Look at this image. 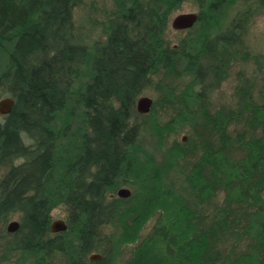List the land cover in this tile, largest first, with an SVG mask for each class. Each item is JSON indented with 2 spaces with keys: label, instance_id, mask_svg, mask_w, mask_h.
<instances>
[{
  "label": "trees",
  "instance_id": "obj_1",
  "mask_svg": "<svg viewBox=\"0 0 264 264\" xmlns=\"http://www.w3.org/2000/svg\"><path fill=\"white\" fill-rule=\"evenodd\" d=\"M83 1L0 0V97L15 100L0 114V224L14 212L20 222L2 256L84 264L99 250L87 264H113L118 246L132 243L124 264H264V89L256 97L238 87L235 107L212 110L209 101L230 59L246 58L251 12L214 34L233 0H197L198 19L171 44L169 15L185 0H111L101 35L87 40L73 17ZM151 85L158 95L138 112ZM241 118L257 133H232ZM184 125L189 139L162 149ZM121 184L130 195H114ZM59 204L67 227L52 232Z\"/></svg>",
  "mask_w": 264,
  "mask_h": 264
},
{
  "label": "rangeland",
  "instance_id": "obj_2",
  "mask_svg": "<svg viewBox=\"0 0 264 264\" xmlns=\"http://www.w3.org/2000/svg\"><path fill=\"white\" fill-rule=\"evenodd\" d=\"M111 6V0H84L80 6H77L74 9L73 17L76 21V24L81 26V32L86 36L87 40H94L99 37L102 33L99 21L103 20L107 10ZM194 11L199 12L200 6L197 0H185L181 6L173 11L169 15L168 25L165 31L166 38L170 41L171 44H176L185 34L188 33L187 29H174L171 26V19L175 13ZM245 11L251 12V17L248 21L246 30L241 34L242 46L241 52H243V57H233L230 59L226 76L224 79L219 82V84L214 87L209 95L210 109L214 110L218 107L225 105L226 107H235L237 105L238 96L236 94L237 88L240 86H250L251 92L254 96H259V94L264 89V8L259 6V0H233L232 3L226 5L222 10V22L215 26L210 32L216 34L221 33L225 27H227L235 15L242 14ZM97 21L96 23H94ZM197 28H191L190 32L196 31ZM229 33V31L224 32ZM247 52V54H245ZM253 57H257V60H254ZM183 80H180V82ZM147 95L154 99L158 95V91L153 87V85L144 89L138 96ZM159 117L161 120H166L172 115L171 109L159 110ZM3 116L0 115V119ZM247 129L248 132L257 133V130L252 131L249 125L245 124L243 118L233 121L230 126L232 133L237 132L238 130ZM190 129L188 125H184L176 132H171L165 141L163 142L162 149L168 147L171 142L176 139L179 141H187L189 139ZM183 136H186L183 139ZM144 144L155 151L157 156H160V152H156L154 140L150 135H144ZM235 151L233 154L238 153ZM240 153V152H239ZM5 167H0V178L5 172ZM183 175L176 172L173 173V181L175 185H179L182 181ZM125 186L133 191V187L129 184H121L120 187ZM119 188V187H118ZM117 191V190H116ZM114 195H117L116 192ZM223 191L218 192L216 197L210 202L209 209L212 208L215 200L218 203L223 198ZM63 214H66L65 207L62 204L57 205L51 211L52 220L61 218ZM10 220H19V214L17 212L12 213L5 222L0 224V264H13L14 255H10L8 258L3 257L2 255L6 254V247L4 241L11 237V232L6 230L7 223ZM155 216L151 217L146 224L144 225L141 234H146L152 227L154 223ZM112 229L108 226L105 228V232L109 233ZM117 238H119L120 230L113 229ZM132 243H121L117 251L118 253L115 256L113 264H124L127 257L130 254ZM100 253L99 250H92L90 253ZM88 256L85 260L88 263ZM50 264H64L63 257L59 254H55L50 258Z\"/></svg>",
  "mask_w": 264,
  "mask_h": 264
},
{
  "label": "water",
  "instance_id": "obj_3",
  "mask_svg": "<svg viewBox=\"0 0 264 264\" xmlns=\"http://www.w3.org/2000/svg\"><path fill=\"white\" fill-rule=\"evenodd\" d=\"M198 19V13L194 11H186V12H178L175 13L171 19V26L174 29L180 30V29H186L191 27L196 20ZM14 97L11 95H5L0 97V114H7L11 111L13 105H14ZM153 99L150 96L147 95H140L137 97L135 101V107L138 112L145 113L148 112L151 108ZM186 136H183V139H185ZM118 196L126 197L130 195L131 191L128 187L122 186L119 187L116 191ZM65 214L62 215L61 218L54 219L50 222L49 229L52 232H60L63 231L66 227V221L64 219ZM19 220H10L7 223L6 230L9 232H13L19 228ZM101 257L100 253H90L89 258L90 259H98Z\"/></svg>",
  "mask_w": 264,
  "mask_h": 264
},
{
  "label": "flooded vegetation",
  "instance_id": "obj_4",
  "mask_svg": "<svg viewBox=\"0 0 264 264\" xmlns=\"http://www.w3.org/2000/svg\"><path fill=\"white\" fill-rule=\"evenodd\" d=\"M192 26H193V25H192ZM101 257H102V255H101ZM101 257H100V258H101ZM100 258H98V259H100ZM92 260H97V259H92Z\"/></svg>",
  "mask_w": 264,
  "mask_h": 264
}]
</instances>
